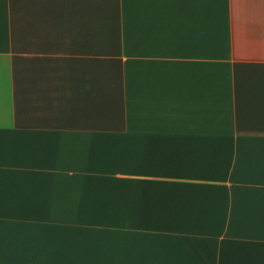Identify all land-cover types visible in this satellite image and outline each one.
<instances>
[{
	"label": "crops",
	"instance_id": "obj_1",
	"mask_svg": "<svg viewBox=\"0 0 264 264\" xmlns=\"http://www.w3.org/2000/svg\"><path fill=\"white\" fill-rule=\"evenodd\" d=\"M0 264H264V0H0Z\"/></svg>",
	"mask_w": 264,
	"mask_h": 264
}]
</instances>
